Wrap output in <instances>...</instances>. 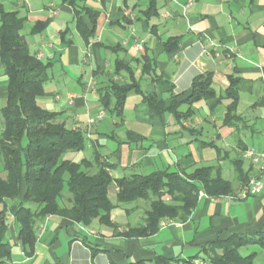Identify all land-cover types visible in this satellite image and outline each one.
<instances>
[{
	"label": "crops",
	"instance_id": "crops-1",
	"mask_svg": "<svg viewBox=\"0 0 264 264\" xmlns=\"http://www.w3.org/2000/svg\"><path fill=\"white\" fill-rule=\"evenodd\" d=\"M1 2L5 11H16L24 19L22 34L29 53L41 52L40 60L49 63L38 104L59 112L68 127L87 136L85 148L66 152L64 159L91 160L96 150L112 165L113 178L216 165L234 195L245 183L235 176L236 161L247 176L258 172L241 158V151L249 147L264 151V0H157V13L150 18L143 15L149 0H86L84 5L98 12L88 40L77 28L73 8L62 0ZM83 19L92 26L87 16ZM34 26L38 31H33ZM173 38L177 47L166 50L164 42ZM137 41L143 42L142 52L134 48ZM145 54L151 58L148 69L142 59ZM116 61L131 67L139 87L127 94L119 119L102 107L98 95L99 90H107L110 78L129 81L126 71L115 74ZM205 72L211 73L215 95L191 105L182 103L178 111L189 110L186 118L177 119L166 109L150 111L144 95L166 108L173 98L185 100L194 77ZM231 79L236 81L235 117L225 123ZM6 98L7 79L0 67V110ZM99 113H103L100 119ZM2 129L0 113V133ZM136 135L140 140L133 138ZM0 176L5 177L1 163ZM116 190L109 194L113 203ZM147 206L141 200L114 207L110 212L114 227L96 219L84 226L48 215L35 225L36 240L29 255L17 237L16 200H9L5 240L10 256L0 264H150L157 256L195 263L206 261L201 249L215 239L264 230V188L245 197L204 194L187 220L164 219L152 235L125 236L133 225L130 216L138 211L136 225L143 224ZM257 260L256 252L254 264H264Z\"/></svg>",
	"mask_w": 264,
	"mask_h": 264
},
{
	"label": "trees",
	"instance_id": "trees-1",
	"mask_svg": "<svg viewBox=\"0 0 264 264\" xmlns=\"http://www.w3.org/2000/svg\"><path fill=\"white\" fill-rule=\"evenodd\" d=\"M70 5L76 15V25L85 40L94 34L98 12L85 6L86 0H62ZM157 0H149L143 15L150 18L157 13ZM87 16L92 26L84 21ZM24 19L16 11H5L0 0V67L7 79V98L0 113L3 129L0 133V163L5 177L0 176V260L10 256V246L5 240L8 201L16 200L14 214L18 225V240L27 254H32L36 240L35 225L48 215L66 217L88 226L95 219L102 225L115 226L110 212L116 207L147 201L143 224L129 229L125 236L154 234L164 219L185 221L197 204L199 192L217 198L233 194L231 183L221 177L219 166H197L191 171L158 170L147 175L131 172L119 178L110 174L112 165L93 150L92 159L75 162L63 158L69 151H81L87 145V136L80 129L68 127L59 112L49 111L38 104L44 93L49 63L29 53L22 34ZM38 24V23H37ZM36 26V25H35ZM33 27V31L38 28ZM166 50L177 47L176 40L164 42ZM145 69L151 58L142 57ZM143 67V70H144ZM115 74L126 71L129 81L110 78L107 90L98 91L99 102L110 115L119 119L127 94L139 90L129 65L115 63ZM146 71V70H145ZM210 72L194 77L190 95L183 101L175 98L163 108L152 96L144 95L152 113L169 110L177 119L186 118L189 110L180 113L182 103L191 105L215 95ZM226 96L225 123L235 117L237 101L236 81L230 80ZM231 112V115H230ZM229 116V117H228ZM129 138H132L128 132ZM133 138L140 140V136ZM235 176L247 181L239 161L234 163ZM116 188L115 203L109 199ZM163 196L167 197V200ZM66 204H65V202ZM264 247V230L249 234H231L215 239L202 247L206 264H254L256 252L246 255L239 252L247 245ZM195 264L193 259H170L157 256L150 264ZM128 264H148L146 261Z\"/></svg>",
	"mask_w": 264,
	"mask_h": 264
},
{
	"label": "built area",
	"instance_id": "built-area-1",
	"mask_svg": "<svg viewBox=\"0 0 264 264\" xmlns=\"http://www.w3.org/2000/svg\"><path fill=\"white\" fill-rule=\"evenodd\" d=\"M28 0H23L27 3ZM50 7L53 6V3L49 4ZM52 12L55 14V10L52 9ZM134 48L137 51L142 52L144 50L143 42L137 41L134 44ZM36 57L40 59L42 53L39 52ZM103 116V113H99L98 119ZM242 157L250 162L253 167H257L258 172L255 175H250L247 181L244 183L243 187L240 190L241 196L245 197L247 195H257L262 192L264 188V151H257L254 147H249L243 150ZM204 195L202 192H199V196ZM231 198V197H230ZM163 223V222H161ZM195 264H206L203 260L195 262Z\"/></svg>",
	"mask_w": 264,
	"mask_h": 264
},
{
	"label": "rangeland",
	"instance_id": "rangeland-1",
	"mask_svg": "<svg viewBox=\"0 0 264 264\" xmlns=\"http://www.w3.org/2000/svg\"><path fill=\"white\" fill-rule=\"evenodd\" d=\"M99 115V114H98ZM242 152H243V150L241 151V158L243 159V160H245L243 157H242ZM247 161V160H246ZM250 175H255V173L254 174H250ZM249 175V176H250ZM248 176V177H249ZM248 179V178H247ZM243 187V186H242ZM239 192L240 191H238V193H236L234 196H240L241 197V194H239ZM203 193V192H202ZM232 194H230V195H228V197H234ZM164 197V199H166L167 200V197L166 196H163ZM198 197H199V195H198ZM144 203V202H143ZM141 205H143V204H141ZM139 212H140V214L142 213V211L141 210H139ZM136 214V212L133 214V215H131L130 216V218H131V221H130V223L131 224H133V225H131L130 227H128V229L126 230V232L129 230V229H136L138 226L136 225V220H137V218H134L135 216H137V214H138V211H137V214ZM97 220V219H96ZM37 224V223H36ZM125 232V233H126ZM252 251H256L257 252V254H258V260H257V263L258 262H260V263H264V250H261L260 249V247L259 246H257V245H253V244H251V245H247V246H244V247H241L240 249H239V252L242 254V255H246V254H248V253H250V252H252ZM202 255V257H204V255L203 254H201ZM197 261H199V260H195V262H197ZM204 261V260H203ZM205 262V261H204Z\"/></svg>",
	"mask_w": 264,
	"mask_h": 264
}]
</instances>
